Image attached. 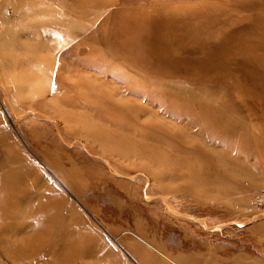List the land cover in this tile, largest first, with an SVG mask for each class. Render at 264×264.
I'll use <instances>...</instances> for the list:
<instances>
[{"label": "rangeland", "instance_id": "1", "mask_svg": "<svg viewBox=\"0 0 264 264\" xmlns=\"http://www.w3.org/2000/svg\"><path fill=\"white\" fill-rule=\"evenodd\" d=\"M2 180L0 264H264V0H0Z\"/></svg>", "mask_w": 264, "mask_h": 264}, {"label": "bare ground", "instance_id": "2", "mask_svg": "<svg viewBox=\"0 0 264 264\" xmlns=\"http://www.w3.org/2000/svg\"><path fill=\"white\" fill-rule=\"evenodd\" d=\"M12 179V178H11ZM17 179V178H16ZM15 179V180H16ZM8 180V179H7ZM9 181V180H8ZM8 181H6V180H2V182H1V185H0V189H2V191L0 192V202H1V207H4L3 209H1V207H0V215L2 214V213H4L5 211H10V210H13L16 206L18 207V205H20L21 206V204H22V199H23V197L20 195V193H19V184H17L18 183V180H17V182H13L14 180H11L12 182H9L8 183ZM17 184V185H16ZM15 189V191L17 192L16 193V197H11L10 195H8V193H10V191L11 190H14ZM22 198V199H21ZM5 205H3V204ZM26 204V203H25ZM22 207V206H21ZM47 209L45 208V207H30L28 210H22L21 211V215L19 214V216H22V215H28V214H30V215H32L33 217H35V218H37V217H39L40 215H43V214H45V211H46ZM18 211V210H17ZM19 212H20V210H19ZM18 213V212H17ZM2 216V215H1ZM45 215H43V217H44ZM23 217V216H22ZM42 217V216H41ZM13 221V220H12ZM39 221L40 222H42L41 221V219H39ZM38 221V222H39ZM8 223V224H7ZM34 225V224H33ZM10 228H12L11 230H13L14 229V231L15 230H19L18 229V227L17 226H12V223H11V221H8V222H6V224L5 223H1V226H0V231H6V230H8V229H10ZM35 227H29V225L28 226H25V227H22L21 229L23 230V232L25 231V234H26V237H27V239L28 238H38V236H39V231L35 228ZM24 234V235H25ZM19 242V241H18ZM68 247H69V251L67 252V256H66V254H62L63 256H61L60 258H61V260L65 263H67V264H69V262H70V259L72 258V259H78V260H81V259H83V258H86V256H87V254H88V250L85 248V247H80L79 248V253H75L74 251H78V247H77V245H75V244H73V245H68ZM53 250H55V249H53ZM37 252V251H36ZM56 252V251H55ZM71 253V252H73L72 254H69L68 255V253ZM63 253V252H62ZM35 258L36 257H32V258H29V260L30 261H33V260H35ZM71 259V260H72ZM14 261V260H13ZM25 261H26V259H25ZM21 263H24L23 261H21ZM25 264V263H24Z\"/></svg>", "mask_w": 264, "mask_h": 264}]
</instances>
